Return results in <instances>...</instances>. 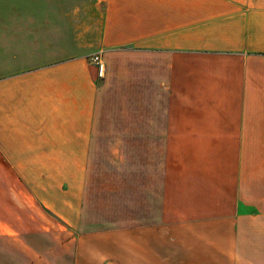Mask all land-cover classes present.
Segmentation results:
<instances>
[{
	"label": "crops",
	"instance_id": "crops-1",
	"mask_svg": "<svg viewBox=\"0 0 264 264\" xmlns=\"http://www.w3.org/2000/svg\"><path fill=\"white\" fill-rule=\"evenodd\" d=\"M134 147L140 218L97 231L89 164ZM3 194L0 235L38 204L71 264H264V0H0Z\"/></svg>",
	"mask_w": 264,
	"mask_h": 264
},
{
	"label": "rangeland",
	"instance_id": "rangeland-1",
	"mask_svg": "<svg viewBox=\"0 0 264 264\" xmlns=\"http://www.w3.org/2000/svg\"><path fill=\"white\" fill-rule=\"evenodd\" d=\"M93 54L86 57L89 63ZM118 156L121 161H96L89 164L88 169L93 177H88L91 183L87 199L91 203L85 212L84 222L101 225L96 226L97 231L115 232V227L121 231L125 217L136 219V216H140L143 183L141 147H134L133 155L127 156L123 150ZM7 197L5 194L0 195V203L7 200ZM19 198L27 201L23 193ZM126 199L131 200V204H126ZM0 212H6L8 216L9 210ZM257 212L264 214L262 209ZM25 220L27 225L11 226L12 230L19 232L18 235H0V264H71L69 254L75 249L78 237L75 228L61 223L50 211H44L38 204L36 214L23 213V221Z\"/></svg>",
	"mask_w": 264,
	"mask_h": 264
},
{
	"label": "built area",
	"instance_id": "built-area-1",
	"mask_svg": "<svg viewBox=\"0 0 264 264\" xmlns=\"http://www.w3.org/2000/svg\"><path fill=\"white\" fill-rule=\"evenodd\" d=\"M90 63L95 66L96 72H97V77L99 79H103L105 75V63L101 57L100 53H94L90 57Z\"/></svg>",
	"mask_w": 264,
	"mask_h": 264
}]
</instances>
